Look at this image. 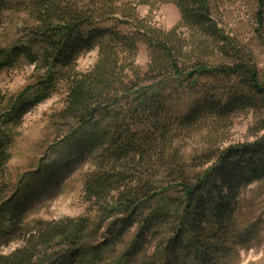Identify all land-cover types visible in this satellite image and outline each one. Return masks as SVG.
Masks as SVG:
<instances>
[{"label":"trees","instance_id":"16d2710c","mask_svg":"<svg viewBox=\"0 0 264 264\" xmlns=\"http://www.w3.org/2000/svg\"><path fill=\"white\" fill-rule=\"evenodd\" d=\"M223 1L0 0V26L8 15L22 17L13 44L0 48V72L32 68L19 93L0 91V202L13 143L4 128L19 126L61 91L58 121L106 137L83 178L82 200L113 225L114 238L133 230L132 244L153 249L139 252L136 264H221L234 244L244 190L264 182V65L257 53L264 0H245L253 20L246 41L221 27ZM153 4H173L178 24H148L137 8ZM140 47L144 68L136 64ZM93 51L94 65L78 71L77 61ZM241 115L252 118L253 140L224 145L220 133ZM192 135L200 136L198 146L188 149ZM91 223L35 222L0 264H38L55 249L64 257L62 249L80 245ZM84 251L75 249L70 262Z\"/></svg>","mask_w":264,"mask_h":264},{"label":"rangeland","instance_id":"374dc122","mask_svg":"<svg viewBox=\"0 0 264 264\" xmlns=\"http://www.w3.org/2000/svg\"><path fill=\"white\" fill-rule=\"evenodd\" d=\"M137 11L148 24L163 30L175 27L180 18L173 4L139 5ZM251 12L252 8L245 0H224L220 11L221 27L246 41L253 29ZM21 21V16H7L0 26V48L13 44L15 28ZM257 53L264 65V46L259 47ZM96 57L94 51L81 57L77 61V70H89ZM146 63V50L140 47L136 64L144 68ZM31 70L24 66L19 70L1 71L2 94L10 96L23 90L30 84ZM63 99L60 91L28 111L19 126L4 128L12 136L13 143L4 171L7 185L3 187L0 202V255H9L18 249L23 236L35 222L88 217L92 223L85 230L80 245L64 247V257H58L62 251L51 250L37 263L116 264L114 259L126 252L120 264H136L138 254L145 251L147 255L153 249L132 244L133 230L124 238H114L113 225L108 220H98L82 200L83 178L91 170V158L104 146L106 137L99 129L79 128L58 121L56 115L64 106ZM251 124L250 115L232 118L228 128L220 133L223 144L253 140L248 132ZM199 138V135H192L186 141V147L196 148ZM234 222V244L221 264H264V182L254 183L244 190ZM80 247L87 250L83 259L70 262L71 254ZM91 255L102 259L91 263Z\"/></svg>","mask_w":264,"mask_h":264}]
</instances>
